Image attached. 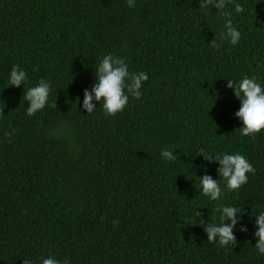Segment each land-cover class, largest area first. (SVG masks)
Here are the masks:
<instances>
[{
  "label": "trees",
  "instance_id": "16d2710c",
  "mask_svg": "<svg viewBox=\"0 0 264 264\" xmlns=\"http://www.w3.org/2000/svg\"><path fill=\"white\" fill-rule=\"evenodd\" d=\"M223 11L241 33L236 45L220 40L221 11L200 0H0V264L50 254L69 264H264L254 247L264 129L241 135V100L227 86L247 75L264 88V0H228ZM107 54L149 79L122 112L106 116L94 100L88 114L84 90ZM13 65L27 73L20 87L8 83ZM42 77L48 103L28 116L24 92ZM201 148L240 153L256 172L228 191ZM205 174L221 180L220 199L203 195ZM220 206L243 213L235 247L204 231Z\"/></svg>",
  "mask_w": 264,
  "mask_h": 264
},
{
  "label": "clouds",
  "instance_id": "9594fccd",
  "mask_svg": "<svg viewBox=\"0 0 264 264\" xmlns=\"http://www.w3.org/2000/svg\"><path fill=\"white\" fill-rule=\"evenodd\" d=\"M228 0H200V8L208 9L210 6H215L221 11V15L225 17V31L220 34V40H229L232 45H236L241 33L233 26L231 18L232 13L223 11L226 8ZM127 6L135 7V0H127ZM236 13H242L244 7L239 4H234ZM211 47L219 49L222 43H218L216 37L212 40ZM96 82L94 86L84 90L83 108L90 114L96 109L93 101H100L106 116H114L122 112L129 101V96L139 100L142 97L141 88L143 82L149 79L146 72H130L125 58L107 54L96 66ZM27 73L22 70L19 65H13L10 71L9 86L20 87L27 81ZM227 86L234 88V94L240 98L241 107L235 115L243 121V126L240 127L241 135L254 137L257 133L264 129V88L257 82L255 77L243 76L238 82L228 79ZM51 91V84L43 77L38 84L25 90L23 100L28 101L26 109L28 116L35 115L39 110L45 108L48 103L49 94ZM52 107H57V102H54ZM13 133H5L8 142H11ZM162 159L174 161L177 155L173 150L162 149ZM198 155H203L205 160L212 162L213 159L219 162L217 169L221 180L226 181L228 191L239 190L240 187L248 182L247 173L256 172L255 167L248 161V159L240 154H212L206 152L203 148L200 149ZM221 180H215L209 174L199 177V183L203 195L215 201L222 197V188L220 186ZM220 213L219 223H208L204 226V231L207 234L209 243H218L219 247L227 249L229 245L233 247L237 244V239L234 234V228L238 223L237 213L241 211L234 206H220L216 209ZM196 217L201 216V213L195 211ZM257 216V215H255ZM119 224L118 220L113 221V225ZM204 224V223H203ZM257 230L254 235L257 237L255 249L259 254H264V211L258 214L255 221ZM241 231L246 232V226L241 225ZM24 264H34L31 258L27 257ZM40 264H69L65 259L61 261L53 255L48 257H41Z\"/></svg>",
  "mask_w": 264,
  "mask_h": 264
}]
</instances>
